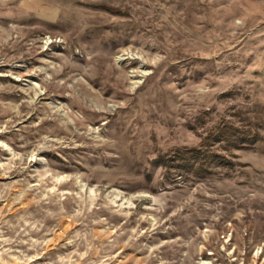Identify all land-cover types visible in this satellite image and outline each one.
<instances>
[{
    "label": "rangeland",
    "instance_id": "1",
    "mask_svg": "<svg viewBox=\"0 0 264 264\" xmlns=\"http://www.w3.org/2000/svg\"><path fill=\"white\" fill-rule=\"evenodd\" d=\"M0 264H264V0H0Z\"/></svg>",
    "mask_w": 264,
    "mask_h": 264
},
{
    "label": "trees",
    "instance_id": "2",
    "mask_svg": "<svg viewBox=\"0 0 264 264\" xmlns=\"http://www.w3.org/2000/svg\"><path fill=\"white\" fill-rule=\"evenodd\" d=\"M194 150H195V152H197V151H198L197 149H194ZM200 152H201V151H198V152H197V154H198V153H200Z\"/></svg>",
    "mask_w": 264,
    "mask_h": 264
}]
</instances>
